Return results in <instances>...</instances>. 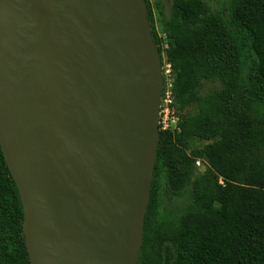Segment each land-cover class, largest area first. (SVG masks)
Returning <instances> with one entry per match:
<instances>
[{"label": "water", "instance_id": "95a60500", "mask_svg": "<svg viewBox=\"0 0 264 264\" xmlns=\"http://www.w3.org/2000/svg\"><path fill=\"white\" fill-rule=\"evenodd\" d=\"M164 82L145 0H0V143L31 264H138Z\"/></svg>", "mask_w": 264, "mask_h": 264}, {"label": "trees", "instance_id": "16d2710c", "mask_svg": "<svg viewBox=\"0 0 264 264\" xmlns=\"http://www.w3.org/2000/svg\"><path fill=\"white\" fill-rule=\"evenodd\" d=\"M175 4L183 16L188 4ZM145 5L161 52L150 0ZM223 14L201 30L185 19L170 29L177 108L193 112L181 115L179 131L160 126L138 264H264V0H230ZM204 81L222 88L200 94ZM24 224L0 143V264H31Z\"/></svg>", "mask_w": 264, "mask_h": 264}, {"label": "rangeland", "instance_id": "374dc122", "mask_svg": "<svg viewBox=\"0 0 264 264\" xmlns=\"http://www.w3.org/2000/svg\"><path fill=\"white\" fill-rule=\"evenodd\" d=\"M186 1L188 4L187 10L183 13L182 11L176 7V0H150L153 13L156 29L160 39L161 53L163 59V75L166 81H170L174 85L175 76L172 72V68L167 64V50L170 47L171 27L180 20L185 19L190 27L195 30L203 29L208 21L216 20L221 21L224 19V12L227 10L230 0H180ZM240 14L245 20L248 27L253 26V19L250 15V12L247 7H243L240 10ZM232 38L239 45H244V38L238 35L236 32L232 31ZM222 85L219 81H204L199 88L200 94H208L217 90H220ZM174 109V110H173ZM171 109L174 114L167 116L165 113V117L167 116L168 124H171L172 127L178 126L181 121V115H186L190 111L193 112L192 107L186 108L184 111L180 112L177 108V101L174 105V108ZM175 117L176 119H172ZM200 165V162H198ZM202 168H205V165H202ZM182 203V202H181ZM172 206L169 205L165 208V214L169 215L171 212ZM142 250V249H141ZM149 248L144 249V253H148ZM155 255H157L158 251L154 250Z\"/></svg>", "mask_w": 264, "mask_h": 264}, {"label": "built area", "instance_id": "2783aa9c", "mask_svg": "<svg viewBox=\"0 0 264 264\" xmlns=\"http://www.w3.org/2000/svg\"><path fill=\"white\" fill-rule=\"evenodd\" d=\"M167 64L171 67V65L169 63H167ZM173 88H174V85L171 82V80L170 81L165 80L164 86L162 89V94H161L159 126H161L162 129H171V130L179 131L180 130L179 119H178V126H176V127H172L171 124H168L169 119H167V116L169 114H170V116L172 114H174L171 110L174 108V105L176 103L175 93H174ZM165 113H167L166 117H165ZM173 119H176V118L172 117V119H170V120L173 121Z\"/></svg>", "mask_w": 264, "mask_h": 264}]
</instances>
